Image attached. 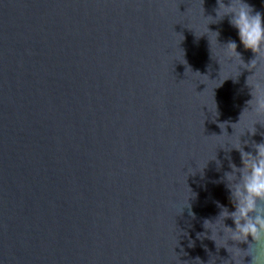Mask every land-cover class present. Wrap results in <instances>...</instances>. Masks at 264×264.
Wrapping results in <instances>:
<instances>
[{
  "label": "water",
  "instance_id": "1",
  "mask_svg": "<svg viewBox=\"0 0 264 264\" xmlns=\"http://www.w3.org/2000/svg\"><path fill=\"white\" fill-rule=\"evenodd\" d=\"M246 2L264 19V0ZM217 7L0 0V264H232L197 233L217 202L233 210L220 177L240 156L220 145L251 126L254 69L211 80L234 72L218 45L235 40L245 63L255 54L227 16L207 24L217 43L201 34ZM254 127L245 151L264 139ZM214 154L219 170L198 168Z\"/></svg>",
  "mask_w": 264,
  "mask_h": 264
},
{
  "label": "clouds",
  "instance_id": "2",
  "mask_svg": "<svg viewBox=\"0 0 264 264\" xmlns=\"http://www.w3.org/2000/svg\"><path fill=\"white\" fill-rule=\"evenodd\" d=\"M216 3L218 7L214 9L215 18L212 16L205 17V27L201 34L213 33L217 43L219 33L209 31L207 24L222 20L227 16L229 24L237 30L240 44L245 49H250L255 54V57L245 63L241 53L237 51V42L235 40L229 39L223 45L217 44L220 46L224 60L230 67L234 68V72L221 78L219 71V79L211 81L219 80V84L215 86L218 87L229 77L235 80L240 74V69H254L246 80V83L251 87L252 99L247 101L250 108L246 107L243 110L254 118L250 120V127L245 124L242 131L230 140V146H225L223 143L220 145V148L224 149L226 153L234 149L240 156V166H237L232 161L231 156H226L230 171H224L220 177V181L224 183L229 192V201L233 205V210L229 211L227 206L217 202V207L220 211L215 218H205L203 220L202 227L207 231L197 233V237H207L215 243L217 249L223 247L230 253L232 264H242L244 255L251 256L250 264H264V139L259 143L252 142L251 148L254 149V152L245 151L244 145L249 144L248 140L243 142L240 140V136L245 131L250 136L254 135L257 131L254 126L258 122L261 126H264V122H262L264 121V19H262L259 11L253 12L252 6L246 0H228L227 4L224 0H216ZM211 53L215 57L212 50ZM215 58L221 66L220 58ZM186 70L190 71L189 69ZM193 74L201 76L199 72ZM206 105L213 117L218 115L217 105L213 97L211 104ZM238 123H240V119L233 124ZM215 136L220 137L221 135ZM208 160L216 161L217 170L221 168V161L216 158V154L210 156L198 168H204ZM187 202L188 195L185 205H187ZM189 214L193 215L191 211H189ZM226 218L232 220L233 226L225 224ZM249 237H251L253 243L249 244L247 250H242L236 246L239 242H247ZM229 241L233 243L229 244ZM189 246H191V242ZM176 264H180L178 254ZM196 264H201L198 257L196 258ZM208 264H214V258L210 259ZM222 264H229V260H223Z\"/></svg>",
  "mask_w": 264,
  "mask_h": 264
}]
</instances>
